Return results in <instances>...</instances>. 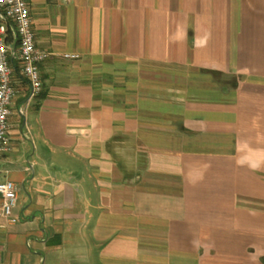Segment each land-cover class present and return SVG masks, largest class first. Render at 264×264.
Wrapping results in <instances>:
<instances>
[{"label":"crops","instance_id":"0c3cea01","mask_svg":"<svg viewBox=\"0 0 264 264\" xmlns=\"http://www.w3.org/2000/svg\"><path fill=\"white\" fill-rule=\"evenodd\" d=\"M29 4L0 264H264V0Z\"/></svg>","mask_w":264,"mask_h":264},{"label":"built area","instance_id":"2783aa9c","mask_svg":"<svg viewBox=\"0 0 264 264\" xmlns=\"http://www.w3.org/2000/svg\"><path fill=\"white\" fill-rule=\"evenodd\" d=\"M29 2L0 0V161L7 150L11 106L17 94L14 72L19 68L31 99L42 91L40 64L51 56L50 52L36 44ZM64 56L70 59L78 57L76 54ZM20 113L23 114L22 109ZM17 192L14 181L0 180V216L8 224L16 221L13 210L18 201Z\"/></svg>","mask_w":264,"mask_h":264}]
</instances>
